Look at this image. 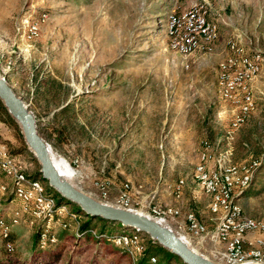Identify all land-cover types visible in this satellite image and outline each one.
Segmentation results:
<instances>
[{
  "label": "rangeland",
  "instance_id": "374dc122",
  "mask_svg": "<svg viewBox=\"0 0 264 264\" xmlns=\"http://www.w3.org/2000/svg\"><path fill=\"white\" fill-rule=\"evenodd\" d=\"M200 6L216 35L180 54L169 47L168 19H182ZM255 54L260 72L243 82L254 107L233 130L229 123L238 108L219 93V75L237 73L240 57ZM0 74L13 80L40 136L72 168L71 182L96 200L153 218L154 206L167 217L176 214V220L180 211H189L211 230L208 223L217 225L214 213L223 212L211 210V198L195 178L207 141L216 158L221 154L234 166L230 187L241 217L264 223V174L248 195H239L264 155V0H0ZM0 140L8 155L24 163V175L38 169L29 149L13 152L16 131L1 112ZM216 167L215 160L207 164L209 172ZM34 180L42 190L29 187L32 199L23 202L14 194L13 180L0 175L5 187L0 242L9 229L14 237V252L7 255L0 247V258L5 255L12 264L30 263L37 223L44 225L42 239L55 224L78 227L69 211L73 204L55 202L38 215L47 182ZM96 182L106 184L105 195ZM120 190L132 204L117 203ZM179 220L185 223V216ZM164 223L196 248L175 223ZM73 230L59 233L61 246L36 251L40 261L32 264L57 253L55 264H132L124 253L106 252L99 244L78 248ZM138 233L115 237V243L128 245L134 257L149 237L141 233L130 242ZM106 248L115 250L111 244ZM201 254L224 264L217 254Z\"/></svg>",
  "mask_w": 264,
  "mask_h": 264
},
{
  "label": "bare ground",
  "instance_id": "6f19581e",
  "mask_svg": "<svg viewBox=\"0 0 264 264\" xmlns=\"http://www.w3.org/2000/svg\"><path fill=\"white\" fill-rule=\"evenodd\" d=\"M203 13L204 6H200L189 10L183 15L182 19H175L174 16L169 17L168 31L171 36L169 44L170 48L180 54H188L199 47L201 38L210 39L215 37L216 25L208 23L206 18L203 16ZM259 56V54H255L252 57L242 56L239 60L240 70L237 73H222L219 75V93L223 99L235 104V106L238 108L237 113L232 117L229 123V127L233 130L237 129L245 121L247 115L254 107L253 95L251 91L243 89V82L259 74ZM201 146L203 150L199 156V163L196 168L195 178L205 190V192L210 196L211 210H221L223 212L222 216H227L228 210L229 216H236L237 219L245 220V222H248V224L251 226V229L261 230L264 225L262 221L241 217V211L235 204L234 195L232 192L231 194H223L222 188L230 187L234 166L228 163L225 160V156H222L221 154H219L218 158H216L215 154L212 153L210 149L211 145H209V142L203 141ZM0 148L5 151V153H0V168L1 166H10V158L12 157L8 155L9 151L6 145L1 141ZM48 150L54 167L59 173L60 177L71 182L73 180L74 172L70 165L62 157L55 155L50 150L49 146ZM212 160L216 161L217 167L213 172H209L207 169V164ZM0 175L13 180L15 186L14 194L16 198H19L23 202L29 201V199H24V194H28L27 189L29 187L39 191L42 190L38 182H34L35 180L33 178L27 177L19 170L17 163H13V165H11V169H1ZM0 191H5V187L3 185L0 186ZM45 192L47 191L45 190ZM51 195L52 194L46 193L43 199V205L40 206L41 211L38 213L39 216L47 214V212H44V206L49 207L55 205V202L57 204L59 203L58 200L52 199ZM223 206H226V208ZM188 220L190 222H195V224H201L192 212H188ZM158 221L162 223L161 220ZM6 235L7 232L3 233V236ZM139 237L141 238V232L129 240L130 242L133 240L136 241L139 239ZM7 247L8 249H11L10 244H7ZM139 247L142 248V245L139 244ZM192 249L195 250L194 248ZM259 257L260 250L246 251L245 253H240L239 256H227V262L223 263H256L259 261Z\"/></svg>",
  "mask_w": 264,
  "mask_h": 264
},
{
  "label": "water",
  "instance_id": "95a60500",
  "mask_svg": "<svg viewBox=\"0 0 264 264\" xmlns=\"http://www.w3.org/2000/svg\"><path fill=\"white\" fill-rule=\"evenodd\" d=\"M0 100L18 124L28 149L38 161L42 179L67 199L69 204H77L88 215L120 223L122 226L147 234L160 246L177 255L184 264H221L193 250L181 235L162 221L160 223L159 219L136 210L123 209L96 200L70 181L61 178L49 154V145L37 131L34 116L1 74Z\"/></svg>",
  "mask_w": 264,
  "mask_h": 264
},
{
  "label": "trees",
  "instance_id": "16d2710c",
  "mask_svg": "<svg viewBox=\"0 0 264 264\" xmlns=\"http://www.w3.org/2000/svg\"><path fill=\"white\" fill-rule=\"evenodd\" d=\"M0 112L4 115L5 119L14 127L16 131V136L18 138L17 140L18 147H14L13 152L22 153L24 151H29L24 141L23 135L20 132V128L18 124L7 112L1 100H0ZM29 153L31 156H33L31 152ZM32 158L33 160L37 162L34 156ZM39 168H40V165L38 164V169L29 176L34 179L44 180L41 177ZM260 174H264V155L259 160V164L256 167H254L247 187L241 193H239V195H248L252 188L251 187L252 182L257 177H259ZM45 190H47L48 193L57 197L59 203H64L66 205L69 204L67 199L62 197L54 188L48 185V182H47ZM11 196H13V194L10 195V199L12 198ZM72 206H73L72 211L70 209L69 211L76 216V221L78 224L77 228H76L75 222L70 223V225L66 228H62L61 226L55 224L56 227L55 225L52 227V230L47 235V238L42 239L41 236L44 231V225L43 223L36 224L35 231L33 232L32 237H31L32 247H31V256H30L29 264H32V262L34 263L38 261L37 257H35L36 251L48 249L57 244L61 246L64 240V234L59 235V233L61 231H67L70 229L73 230V228L74 230H73L72 238L74 239L76 246H79L78 248H81V244L83 245L86 243H91V244L94 243V245L99 244L105 248L106 252L124 253L125 256L129 260H132V264H184L177 255L173 254L172 252L168 251L164 247L160 246L156 241L152 240L150 237H147L146 235H145V242L141 243L142 245L141 251H139L138 254H135L134 257L131 256L130 254L131 249L128 247V245L116 244L115 239L120 236H127V235H131L137 232L135 229L122 226L120 223L105 220L98 216L88 215L77 204L73 203ZM65 218L63 219V221L67 222V219ZM81 218H84V219H81ZM4 221L6 223H9V220H4ZM1 240L2 241L0 242V247L3 248L4 253H6L7 255L12 254L14 252V237H13L12 231L9 229L7 235L4 237L2 236ZM7 244H11L12 249H8ZM109 244L113 245L115 250L114 249L107 250L106 246H109ZM52 256H53L52 259H49V260L44 259L42 264L57 263L59 259L58 253ZM47 257H50V255H48ZM0 264H12V263L7 261L5 255H3L0 258Z\"/></svg>",
  "mask_w": 264,
  "mask_h": 264
},
{
  "label": "built area",
  "instance_id": "2783aa9c",
  "mask_svg": "<svg viewBox=\"0 0 264 264\" xmlns=\"http://www.w3.org/2000/svg\"><path fill=\"white\" fill-rule=\"evenodd\" d=\"M0 153H5V151L0 148ZM13 163H20L21 172L27 173L24 163L18 158H10V166H1L0 171L1 169H11ZM252 172L253 169L250 175H252ZM96 185L99 186L97 187L105 195L106 184L104 182H96ZM0 186H2V184H0ZM222 190L223 194H231V192L235 190V187L222 188ZM24 199H32V194H30L29 189L28 194H24ZM118 202H129L132 204L130 195L124 193V190L119 191L117 203ZM223 207L226 208V206ZM150 212L163 223L167 221L175 223L179 229L186 232L189 238H202L208 236L214 240L222 242L224 248L216 253L221 262H227V256H239L240 253H245L246 251L260 250L259 261L251 264H264V237L252 236L251 238H248L249 234L264 233V225L261 230L251 229L248 222H245V220L242 219H237L236 216H229L227 210V216L214 215L217 217V226H214V229L211 231L205 223L195 224V222H190L188 220L189 211L184 213L185 223H177L176 214H173V217H166L163 208H160V206H154V208L150 209ZM182 237L186 239L184 235Z\"/></svg>",
  "mask_w": 264,
  "mask_h": 264
},
{
  "label": "crops",
  "instance_id": "0c3cea01",
  "mask_svg": "<svg viewBox=\"0 0 264 264\" xmlns=\"http://www.w3.org/2000/svg\"><path fill=\"white\" fill-rule=\"evenodd\" d=\"M7 82H8V84L11 86V88L13 89V91H14V88H13V86H12V84H11V82L13 83V80L12 81H10V80H7ZM15 92V91H14ZM1 141V140H0ZM16 157V156H15ZM207 195V194H206ZM177 208V207H176ZM178 209V208H177ZM208 210H209V212L211 213V211H210V209H209V207H208ZM180 211V210H179ZM185 213V212H184ZM184 213H181V211H180V215H179V218L181 217L182 219H183V215H184ZM212 215H214V214H216V213H214L213 214V212L211 213ZM196 216V215H195ZM216 216H218V214H216ZM216 216H214L215 217V219H216V223H217V217ZM179 218H177V220H176V222L177 223H181V221L182 220H179ZM197 218V217H196ZM197 220L199 221V222H201V223H203L204 224V222H202L201 220H199L198 218H197ZM206 221V220H205ZM208 225L209 226H211L212 228H211V231L214 229L213 227H214V224H212V223H208ZM216 225V224H215ZM252 236H260V237H264V233H260V234H249L248 235V238H251ZM192 241H194V243H195V246H196V248H194L197 252L199 251L200 253L201 252H204L205 254H208V255H210V256H216V253H217V251H219V250H222L223 248H224V244L222 243V242H220V241H217V240H214V239H212V238H210V237H208V236H206V237H202V238H196V237H191L190 238Z\"/></svg>",
  "mask_w": 264,
  "mask_h": 264
}]
</instances>
